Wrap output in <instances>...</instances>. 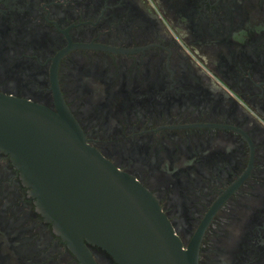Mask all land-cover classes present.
Wrapping results in <instances>:
<instances>
[{
    "label": "flooded vegetation",
    "instance_id": "af4514ba",
    "mask_svg": "<svg viewBox=\"0 0 264 264\" xmlns=\"http://www.w3.org/2000/svg\"><path fill=\"white\" fill-rule=\"evenodd\" d=\"M0 92L60 97L198 264H264V0H0ZM0 264H82L1 149Z\"/></svg>",
    "mask_w": 264,
    "mask_h": 264
},
{
    "label": "water",
    "instance_id": "95a60500",
    "mask_svg": "<svg viewBox=\"0 0 264 264\" xmlns=\"http://www.w3.org/2000/svg\"><path fill=\"white\" fill-rule=\"evenodd\" d=\"M0 149L82 264H96L87 244L118 264H198L157 197L87 142L60 97L51 109L0 92Z\"/></svg>",
    "mask_w": 264,
    "mask_h": 264
}]
</instances>
